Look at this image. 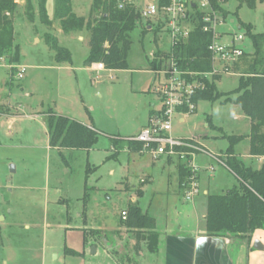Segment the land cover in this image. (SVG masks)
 I'll list each match as a JSON object with an SVG mask.
<instances>
[{
  "label": "rangeland",
  "instance_id": "374dc122",
  "mask_svg": "<svg viewBox=\"0 0 264 264\" xmlns=\"http://www.w3.org/2000/svg\"><path fill=\"white\" fill-rule=\"evenodd\" d=\"M151 1L132 0V3L140 11ZM220 1L224 11L220 16L222 24L218 27V33L222 36L221 43L226 44L234 38L235 45L247 56L253 55L251 40L240 23L250 24L253 33L264 34V0H257L254 9L245 3L240 5L238 0ZM90 3L91 0H72L74 13L85 17ZM31 5L36 14L37 0H31ZM53 9L54 0H47L46 11L53 20L54 29L49 31L36 17L33 16V24L28 20L24 4L17 7L13 18L14 43L18 46L19 66L24 67L26 72L22 80H13L14 92L10 102L14 104V99L19 98L28 116L45 113L57 105L58 109L85 121L90 122L91 119L103 135H100L92 158L88 160L85 153L75 155L67 150H47L46 125L40 115L37 119L22 118L16 123L3 125L0 119V264H42V258L45 264H68L64 250H75L85 234L83 229L87 232L91 229L78 222L81 230L73 231L76 225L69 219L82 213L81 197L87 176V163L96 168L86 179L88 187H95L87 208L95 215L96 223L103 224L104 218H99L100 214L107 213L108 228L120 225L121 213H125L135 199L139 200L142 208H147L151 198L156 196L157 200H161L165 197L164 194L153 195L155 191L162 193L158 187L151 188L149 183L140 184V180L146 179L150 173L152 164L157 163L148 153L143 156L148 162L147 167L135 170L132 164L135 156L128 159L122 154L117 162H104V155L110 154H104V151L110 146L108 135L129 134L147 119L153 107H160V98L153 93L150 83L157 86L161 78L156 75V80H153L150 62L156 50L167 53L170 49L167 30L162 26L158 31L153 28L142 37L141 27L146 21L141 19L130 34L132 44L127 58L129 69L92 74L83 67L89 52V34H82L84 40L81 42L72 39V34L62 35L58 32V21L53 18ZM47 33L56 35L59 46L70 51L71 64L55 63L53 52L44 41ZM7 72L6 68H0L1 96L8 91L6 81L10 77ZM233 75L223 77L218 91L229 92L237 87V77ZM95 77L99 79L93 80ZM6 103L2 97L1 105ZM198 104L196 114L190 116V122L180 125L177 117L173 119L171 134L184 136L192 132L195 135L204 133L210 142L216 144L218 150H225L229 143L223 138V133L213 128H203L207 118H210L213 127L224 125L228 131L237 129L233 131L235 134L242 135L245 132L243 122L248 123V119L244 115L234 119L241 114L237 106H221L218 101H202ZM196 120L198 122L195 125ZM10 166L14 167L13 172ZM111 167L116 170L114 176L108 173ZM153 170L160 172L158 163ZM164 177L165 173L159 177L158 185L163 184ZM138 190L144 191L143 197L138 198ZM122 233L123 239H131V232L123 229ZM106 243L99 242L105 248L109 247ZM127 243L119 251L130 257L133 252L129 250L131 243L128 247ZM93 248H86L85 264L92 263L88 259L93 257L90 255ZM51 253L59 256L57 261H53ZM101 260L102 257H98L96 262ZM123 263L127 264L125 259Z\"/></svg>",
  "mask_w": 264,
  "mask_h": 264
},
{
  "label": "trees",
  "instance_id": "16d2710c",
  "mask_svg": "<svg viewBox=\"0 0 264 264\" xmlns=\"http://www.w3.org/2000/svg\"><path fill=\"white\" fill-rule=\"evenodd\" d=\"M18 1L0 0V58H4L13 65H19L18 46L14 44L13 25ZM71 1L54 0L53 18L59 21L64 35L84 31L89 34V52L83 61V66L90 67L93 64H102L103 68L108 71L128 70L127 58L132 44L130 34L141 21L139 11L133 4L126 5L120 10L117 8L116 0H92L88 17L82 18L77 17L72 12ZM238 1L240 5L245 3L250 9H254L257 0ZM24 3L27 18L32 22L34 14L31 0H24ZM46 3L47 0H37L38 19L42 25L50 27ZM210 3L213 10L224 14L219 0H210ZM167 4V0H160V6ZM202 25L199 19L194 24L188 38L180 41L171 50L176 57L180 70L194 73H209L211 71V55L207 50L211 36L202 32ZM240 25L241 28H245L253 45V60L239 77L241 79L240 86L235 92L238 95L236 99L227 98L224 103L236 104L250 120L249 154L264 157V54L262 55L264 52V34H252L250 25L242 23ZM148 27L158 31L161 26H154L151 22H146L141 27L142 37L147 33ZM44 41L53 52L55 63L71 64L72 55L70 51L59 46L54 36L47 33L44 36ZM162 55L163 52L161 51L154 53L155 58ZM150 65L153 69L160 68V64L156 61L150 62ZM236 68L237 66L234 64L232 69L236 70ZM196 78L203 82L205 87L204 90L197 91L193 97V102L196 105L202 101L215 102L222 97H229V94L224 96L216 91L215 82L220 76H213L210 79ZM154 114L155 112H152L151 117ZM45 122L51 148L88 151L95 147L100 135L98 131L67 117L58 116L52 110L45 113ZM241 139L242 137L227 138L230 145L239 142ZM122 149L141 152L142 144L130 139L121 140L119 150ZM226 155L227 158L223 159L224 164L238 180V186L224 194L207 197L206 232L211 237L241 239L250 242L256 230L264 231V164L259 170H252L244 167L234 157L231 158L230 148L226 151ZM115 156L116 154H113L111 158ZM180 169L185 173L186 178L190 176V170L185 164L182 163ZM93 189L85 186L83 198L85 203ZM125 213L126 219L122 221V224L134 236L136 241L134 250L138 252L140 244L143 243L150 253H155L158 236L154 231V220L142 213L135 204L128 205ZM88 239L99 243L102 235L99 231H96L90 238L85 234V244L89 243ZM65 253L78 255L67 249Z\"/></svg>",
  "mask_w": 264,
  "mask_h": 264
},
{
  "label": "crops",
  "instance_id": "0c3cea01",
  "mask_svg": "<svg viewBox=\"0 0 264 264\" xmlns=\"http://www.w3.org/2000/svg\"><path fill=\"white\" fill-rule=\"evenodd\" d=\"M23 4L25 5L24 0L18 1V5H23ZM91 4H92V0L87 15L82 18L88 17ZM219 4L222 5V2L220 0H219ZM71 7H72V1H71ZM37 12H38L37 9H36V14L33 12L34 18L36 17V19H38ZM72 12L74 13L73 8H72ZM217 13L219 14V17L222 16V13L219 12ZM53 14H54V9H53ZM74 14L76 15V13ZM48 18L50 20V27L47 28L49 31L54 30L53 20H51L50 16H48ZM57 26L58 27L60 26L59 21L57 22ZM148 30H151V28ZM252 31L253 30L251 29L252 34H256L253 33ZM58 32L64 35L62 33L61 27H60V31L58 30ZM84 33L86 32L84 31L80 33H72V35L70 36L73 37L72 39H77L78 41L81 42L84 40L82 37V34ZM257 34H263V33H257ZM54 37L56 38L59 44L58 37L56 35H54ZM221 38L222 36L220 35V42H221ZM233 39L227 42L226 44L233 43ZM253 54H254V50H253ZM252 60H253V55L247 56L244 53L242 58L236 63L237 66L236 70L232 69V72H234L232 73L234 74L233 76L237 77L235 78L237 81L236 82L237 87L235 89L229 92L218 91L219 83L221 82L224 76H228V75L221 76L215 82L216 91L219 94H223L224 96L229 94V97L228 96L222 97L221 99L218 100L221 106H225V105L237 106L236 104L231 102L224 103V101L227 98H230L231 100L236 99L238 95L235 94V92L238 90L240 86V79H241L239 77L242 75V71L246 70L251 65ZM96 65L97 64H93L90 67H84V66L83 67L92 74L101 73L102 71H108L105 70L104 68L102 70H98L96 68ZM151 70L152 71H150V73L153 75V80L155 81L156 75L154 74L153 71L154 69L151 68ZM7 71L9 72V77H10L11 72L9 70ZM97 77L92 79L93 80L99 79ZM13 80L14 78L11 77L8 78V80L6 81L8 91L6 95L5 94L2 96L0 95L1 124L3 125L9 122L16 123L22 118L37 119L38 116L40 115V117L42 116V121H44L46 125L45 113L47 111L45 113L42 112L38 114H31L30 116H28L24 113L25 105L22 103V101H20L19 98L14 99V104L10 102L11 96L14 92L13 91L14 85L12 84ZM157 80L160 81V78H157ZM151 85L153 86V93L159 97L158 93L156 92L158 85L155 86L153 82L150 83V87ZM2 97H4V99L7 101V103L4 105H1ZM198 105L199 104L196 105V111L193 114L187 116H177V123L180 125H184L186 124L187 121L190 122L191 120L190 116L196 114ZM160 107H161V102H160ZM160 107L158 109L153 107V109H151L148 112L147 119L139 123L135 127V129L132 130L129 134L123 136L108 135L110 138V146L108 150L104 151V154H107L106 152L108 153L110 152V154L104 155L105 156L104 162L107 161L117 162L119 160L120 155L124 154L127 156L128 159L129 157L135 156V159L132 158V164L135 165V170H140L144 167H147L148 162L143 158L145 152H140L137 150L133 152L125 149L119 150V147L121 145V140L132 139L144 128H146L148 126L151 113L152 112L156 113L160 109ZM49 110H52L58 116H64L74 121H77L88 128H92L98 131L100 135H103V133L93 125L91 119L90 122L85 121V119L78 117L77 115L70 114L69 112L67 113L66 111H62L58 109L57 105H54L53 108ZM240 113H241L240 116H236L234 118L235 120H237V117H242L241 115H244L241 109H240ZM206 121L207 122L204 123L203 128L205 129L213 128L219 130L221 133H223L224 139H227L228 137H242V139L239 142L234 143L233 145L229 144L225 150H221V149L218 150L216 144L210 142L209 137L204 133L200 135H195L192 132L184 136L176 135V134L175 135L171 134V136L174 139H180V140H187L191 137L197 138L200 145L204 147V149L207 152H210L215 156L219 157L223 163H224L223 159L227 158L226 151L230 148L231 150L230 157L231 158L234 157L236 160L240 161L244 167L251 168L252 170H259L262 167V165L264 164V157H256V156H251L249 154V135H250V127H251V123L249 119H248V123L243 122V125L245 127V132L242 135L234 133L237 129H233L234 132L228 131L227 129H225L224 125L223 127H213L210 123L211 121L210 118H207ZM197 122L198 120H196L194 124L196 125ZM195 125L193 129L195 128ZM46 144H47V148H46L47 150L48 149H53L56 151L67 150L72 154L74 153L75 155L85 153L88 160H91L92 158L91 155L92 153H94L96 149L95 148L96 145L93 149H90L88 151L85 150L73 151L68 149L51 148L49 146L47 126H46ZM215 150H218V152H215ZM113 154H116V156L111 158ZM153 161H156L158 163L160 172L153 170V167H155L157 163L152 162L153 167L151 168L150 173L146 175V179L140 180V184L142 185L149 183V187L151 188L158 187V189L161 190L162 193L161 192L158 193L157 191H155L153 194V189H152L151 194L153 195L164 194L165 197L162 198L161 200H157L156 196L151 198L149 200V204L147 205V208H142V205L140 204L138 199H135L134 204L140 208L142 213L147 214L149 217H151L154 220V224H155L154 231L158 236V244H157L156 252L150 253L146 249V245L143 243L140 244L139 250L138 252H136L134 250L136 241L134 239L133 234L131 233L132 234L131 239H127V240L123 239L124 235L122 233V230L126 229L128 232L131 231H129L127 228L123 226L122 218L120 219L121 222L120 225L110 226L108 228L107 213H102L100 214L99 218L101 217L104 218L103 224L96 223L95 215H92V213L87 208V202H89V199L87 200L86 203L83 201L85 186H87L86 179L92 172L96 170L94 166H90L89 163H87L86 166L87 169H89L88 170L89 173L88 176H86L85 184L83 185V193L81 197L83 201L82 213L81 214L78 213L76 218H69V219L71 220V222L74 221L76 225L73 231H80L81 228L78 227V222H82L85 225V228L88 227L91 228L88 231L91 232L92 235H89L90 233L87 232L86 229H83V232H85L88 238L93 236V234H95L96 231H99L102 235L101 242L102 243L108 242L106 243V245L109 244V247L107 246L105 248L97 242L90 243L92 241L91 239L90 241L88 239L89 243L85 244L84 242L85 234L83 233L82 241H80V245L75 250L70 248L68 249L69 251L75 252L78 255L66 254L65 253L66 249L64 250V256L65 258L68 259L67 260L68 264H85L84 261L86 258L85 257L86 248L89 250L92 247H94L95 253L90 254L91 256H93L92 259H88V261L92 262L90 264H124L123 263L124 259L127 264H264V231L256 230L253 233L250 242L241 239L216 238L207 235L206 225H205L207 197L211 195L224 194L228 190L238 186V180L225 166V164L221 165L215 162L212 158H210L208 155L204 153H197L195 155V163L199 167V172L197 175L199 194L193 199L192 202H188L184 199V189L182 187L183 184L182 182L186 180L185 173L182 172L180 169V165L182 164V162L178 158L166 157V156H162L156 160L153 159ZM210 167L213 168V172L209 171ZM115 171H116L115 168L111 167L109 168L108 173L109 175L114 176ZM164 173H165V177L163 184L158 185L157 182L160 181L159 177L163 176ZM91 188H95V187H91ZM144 194L145 193L143 190L137 191L138 198L143 197ZM121 217H122V213H121ZM27 228H29V226H27ZM67 228L68 227H66V229ZM255 241L259 242V244L261 245L262 248L260 250H256L253 248V244ZM125 243H127L126 244L127 247L131 243L129 250L133 252V256L130 257L124 256L125 253L123 251L122 252L119 251V250H123V245ZM100 247H102L101 248L102 254H100L99 252ZM50 257L53 259V261H57L59 256L55 253H51ZM98 257H102V260L99 263L96 262ZM42 264H45L44 258H42Z\"/></svg>",
  "mask_w": 264,
  "mask_h": 264
},
{
  "label": "built area",
  "instance_id": "2783aa9c",
  "mask_svg": "<svg viewBox=\"0 0 264 264\" xmlns=\"http://www.w3.org/2000/svg\"><path fill=\"white\" fill-rule=\"evenodd\" d=\"M117 8L122 10L126 5L132 4V0H116ZM168 4L160 6V0H152L144 9L138 10L141 19L153 22L154 26H162L170 37V49L162 56L152 61L160 64V68L154 69V74L161 78L156 89L159 95L161 107L149 119L148 126L130 139L142 144V151L148 153L154 160L166 156L178 158L190 170V176L183 182L184 199L192 202L199 194L197 175L199 167L195 163V155L204 153L215 162L224 165L221 159L207 152L200 145L197 138L187 140L174 139L171 136L172 121L177 116L191 115L196 111L193 97L197 91L204 90V83L196 77L210 79L213 76L232 74V68L243 56L241 48L233 43L220 42L218 27L222 24L219 14L213 10L210 0H167ZM202 22V32L211 36V42L207 47L211 55V71L209 73H194L180 70L176 57L171 51L180 41L186 40L198 20ZM240 40V37L238 38ZM0 68H6L11 73V78L22 80L26 72L24 67L9 64L4 58H0ZM98 70L103 69L102 64H97ZM196 78V79H195ZM213 172V168H209ZM122 220L126 219V213L122 214Z\"/></svg>",
  "mask_w": 264,
  "mask_h": 264
},
{
  "label": "water",
  "instance_id": "95a60500",
  "mask_svg": "<svg viewBox=\"0 0 264 264\" xmlns=\"http://www.w3.org/2000/svg\"><path fill=\"white\" fill-rule=\"evenodd\" d=\"M148 29H150V27H148ZM10 171L13 172L14 171V167L13 166H10ZM253 248L256 249V250H260L262 247L261 245L259 244V242L255 241L254 244H253ZM95 253V249L93 248L92 250V254Z\"/></svg>",
  "mask_w": 264,
  "mask_h": 264
}]
</instances>
